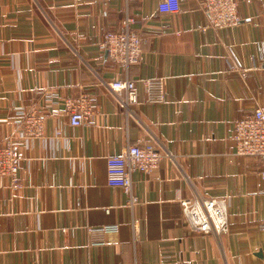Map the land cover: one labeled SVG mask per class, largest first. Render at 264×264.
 Listing matches in <instances>:
<instances>
[{"label": "crops", "instance_id": "obj_1", "mask_svg": "<svg viewBox=\"0 0 264 264\" xmlns=\"http://www.w3.org/2000/svg\"><path fill=\"white\" fill-rule=\"evenodd\" d=\"M159 2L0 0V145L24 153L20 187L0 177V264H264L263 164L232 140L264 107V0H237L241 23L206 32L202 0L174 15ZM128 15L143 51L126 71L101 43ZM126 78L140 102L123 109L110 83ZM144 79L164 80L163 101L147 102ZM82 95L95 108L74 127L65 101ZM31 115L43 133L24 139ZM148 142L164 159L133 174L131 207L107 158ZM197 197L226 199L228 233L190 227L181 202Z\"/></svg>", "mask_w": 264, "mask_h": 264}, {"label": "built area", "instance_id": "obj_2", "mask_svg": "<svg viewBox=\"0 0 264 264\" xmlns=\"http://www.w3.org/2000/svg\"><path fill=\"white\" fill-rule=\"evenodd\" d=\"M201 6L207 16V26L202 28L204 32L208 29H230L242 21L237 0H202ZM158 9L162 14H177L181 10V0H160ZM134 21L135 19L128 15L122 29L107 32L101 43V49L126 71L141 60L143 51V39L132 28ZM262 73L264 77V67ZM241 76L246 78L247 71L243 70ZM141 82L145 88L147 102H161L165 99L163 79H144ZM110 88L123 109L140 102L138 84L135 80L129 78L115 80L110 83ZM65 106L70 124L77 127L89 119L94 111L95 102L92 97L82 95L68 98ZM43 127V117L36 115L26 117L22 124V138L41 136ZM232 140L237 155L261 160L263 167L258 172L260 186L264 182V107L259 106L252 114L234 121ZM163 159L164 155L151 142L144 145H128L122 155L107 158V182L111 187L122 189L132 207L139 203L133 174L153 173L160 167ZM23 160L24 153L20 141L9 140L0 145V177L10 178L15 187H20L18 174ZM181 204L188 224L193 230L217 235L230 231L226 199L197 197L193 200H184Z\"/></svg>", "mask_w": 264, "mask_h": 264}]
</instances>
